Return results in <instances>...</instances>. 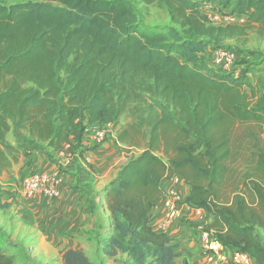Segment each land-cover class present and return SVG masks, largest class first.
<instances>
[{
	"label": "trees",
	"instance_id": "1",
	"mask_svg": "<svg viewBox=\"0 0 264 264\" xmlns=\"http://www.w3.org/2000/svg\"><path fill=\"white\" fill-rule=\"evenodd\" d=\"M138 1L156 5L171 23L143 26L134 0H0V175L40 151L52 161L60 153L82 156L89 126L118 125L135 105L147 141L102 191L111 224L98 242L108 255L174 264L177 244L151 223L167 194L161 180L181 175L191 187L186 203L205 211L196 225L264 264V145L254 129L247 133L253 166L225 197L229 163L239 154L235 127L264 126V69L254 83L246 57L224 69L204 56L228 38L264 42V0ZM218 6L245 22L213 23L205 11ZM128 137L126 130L118 140ZM11 205L0 188V208ZM17 258L0 246V264H32ZM63 260L95 264L75 249Z\"/></svg>",
	"mask_w": 264,
	"mask_h": 264
},
{
	"label": "crops",
	"instance_id": "2",
	"mask_svg": "<svg viewBox=\"0 0 264 264\" xmlns=\"http://www.w3.org/2000/svg\"><path fill=\"white\" fill-rule=\"evenodd\" d=\"M205 13L212 15L213 23L226 24L225 16L220 13L208 8ZM209 54L210 51H206L204 56L210 64ZM236 56L238 59L240 55L236 53ZM97 126L88 127L82 156L62 153L54 162L48 153L40 151L31 157L21 156L0 175L3 200L12 203L9 208L2 209L7 215H0V246L16 254L18 263L24 260L16 252V245L26 247L30 256L43 264H64L63 256L70 249L82 250L95 264H134L123 252L110 257L106 245L98 242L99 236L110 235L111 224L102 191L125 164L118 165L116 150L107 142L89 149L93 142L88 131ZM32 173L59 175L62 179L60 196L52 200L27 196L22 190L21 178ZM161 186L166 193L176 190L185 202L184 217L168 222L163 230L177 244L174 264H184L185 261L188 264H210L208 257L202 254L200 225H196L204 219L205 211L186 206L190 185L181 175H176L164 177ZM166 213L162 198L151 223L155 231H161V226L166 223ZM233 251L236 250L226 249L228 259ZM227 264L236 263L229 260ZM248 264H257V261L251 256Z\"/></svg>",
	"mask_w": 264,
	"mask_h": 264
},
{
	"label": "rangeland",
	"instance_id": "3",
	"mask_svg": "<svg viewBox=\"0 0 264 264\" xmlns=\"http://www.w3.org/2000/svg\"><path fill=\"white\" fill-rule=\"evenodd\" d=\"M1 1L10 3L21 2L24 0ZM134 3L139 16V21L143 26H166L171 23L169 16L162 10H160L156 5H145L138 0H134ZM214 11H216V13H220L221 16H226V14L220 10L219 6L218 9H214ZM225 48L234 50L238 55H242L243 59H245L246 57V59L242 61V63L244 64V70H249V80L253 81L254 78H256L257 72L264 69V42L255 37V35H250V37L246 41H244V39L241 37L232 38L227 42ZM260 93L261 89L257 88L256 97L259 96ZM134 106L135 105H131L130 108L122 115L118 125H111L112 131L104 140V142L109 143L111 147L116 150L119 166L127 163L130 158L140 154L146 146V133L149 128L146 125L142 127L136 125V117L135 113L133 112ZM147 115L148 112L146 111L145 116ZM97 127L101 129L105 126L102 125ZM252 129L256 131V136L261 139L260 141L262 145H264V126L261 128L250 124H239L235 127L233 131V139L236 144L235 149L239 152V154L234 160H231L229 163V168L231 172L229 180L226 183L225 197L232 196L231 193L236 188V186L241 185V175L253 166L251 160L252 152L250 151V148L252 147V142L247 138L248 131ZM126 130L127 132H129L128 141H119V134ZM88 133L93 137L94 131L92 129L88 131ZM8 138L12 142H14V137L12 133H9ZM91 146L93 147L95 145L92 144ZM160 154L164 156V158H166L163 153ZM64 155L67 156L66 153H64ZM57 157L54 162L58 161ZM26 176L27 175L21 178V182ZM1 210V216L4 217L5 215H7L6 211ZM261 234L263 235V232L260 231V235ZM1 237L3 236L1 235ZM14 248L16 249V252H19L18 255L20 256L21 260L27 259V262L29 260V262H31L32 264H43L38 261L34 256H30L29 251L26 247H18V245H16V247Z\"/></svg>",
	"mask_w": 264,
	"mask_h": 264
},
{
	"label": "built area",
	"instance_id": "4",
	"mask_svg": "<svg viewBox=\"0 0 264 264\" xmlns=\"http://www.w3.org/2000/svg\"><path fill=\"white\" fill-rule=\"evenodd\" d=\"M208 7H211L209 4ZM209 19H214L212 15H208ZM218 20V19H217ZM246 20L245 16H235L226 14V23L242 24ZM237 56L236 52L232 49L218 48L213 51L211 55L210 64L219 66L224 69L234 68ZM94 135L92 141L94 145L104 142L106 137L112 131L111 125L108 124L104 128H94ZM71 156L72 154H68ZM62 179L57 174L49 173H32L27 175L22 181V190L29 197H40L47 200H52L60 196V186ZM164 204L167 208L166 223L161 226V231L164 232L167 223L182 219L185 215V202L182 200L179 193L172 189L163 198ZM187 207H190L186 203ZM200 240L202 254L208 257L210 264H227L229 260L236 264H248L250 262L251 255L242 251H233L230 258L225 254L226 246L217 238L215 231L206 230L203 225H200Z\"/></svg>",
	"mask_w": 264,
	"mask_h": 264
}]
</instances>
